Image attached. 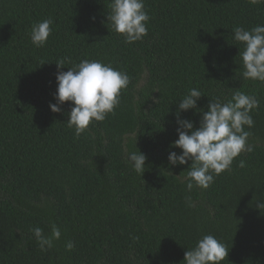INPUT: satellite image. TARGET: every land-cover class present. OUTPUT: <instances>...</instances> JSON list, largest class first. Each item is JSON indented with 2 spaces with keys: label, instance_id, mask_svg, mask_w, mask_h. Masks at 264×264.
Here are the masks:
<instances>
[{
  "label": "trees",
  "instance_id": "obj_1",
  "mask_svg": "<svg viewBox=\"0 0 264 264\" xmlns=\"http://www.w3.org/2000/svg\"><path fill=\"white\" fill-rule=\"evenodd\" d=\"M111 0H0V264H184L211 234L229 251L222 264H264V83L244 79L233 29L264 25L249 0H145L148 34L127 44L107 21ZM53 20L44 47L32 26ZM98 60L129 76L115 115L76 137L71 103L54 113L55 62ZM43 63V64H41ZM201 90L197 107L235 91L259 100L248 142L206 190H186L184 165H170L178 102ZM200 113L180 119L199 127ZM147 159L138 175L127 154ZM245 161L239 167V160ZM190 198V199H187ZM61 238L41 251L30 231ZM71 241L72 250L65 244Z\"/></svg>",
  "mask_w": 264,
  "mask_h": 264
},
{
  "label": "clouds",
  "instance_id": "obj_2",
  "mask_svg": "<svg viewBox=\"0 0 264 264\" xmlns=\"http://www.w3.org/2000/svg\"><path fill=\"white\" fill-rule=\"evenodd\" d=\"M249 2L254 5L264 4V0ZM149 20L145 0H111L109 4L107 21L127 44L140 41L148 34ZM52 24L53 20L49 17L32 26L30 40L34 46L41 48L46 45L52 34ZM233 32L234 41L244 46L240 53L243 78L264 83V25H257L250 30L237 26ZM66 63L71 61L61 58L55 62L58 71L55 76L57 88L54 99L57 103L49 104V108L58 113L61 111L59 105L70 102L72 107L68 113L67 126L74 129L75 136L79 137L94 121L102 122L108 115H115L121 92L130 81L125 72L98 60L84 59L68 67L66 72L59 71ZM202 96L205 95L201 90L192 88L177 103L178 139L170 147L181 149V153L169 152L167 157L173 166L191 161L185 177L188 191L194 187L206 190L214 182L215 176L230 170L235 158L253 151V145L248 142L251 133L245 128L254 126L251 113L260 104L254 96L235 91L226 102H222L218 96L212 97L207 111H204L197 107V101ZM190 109L194 110V114H201L199 127H194L191 120L180 119V112ZM146 159L138 150L127 154V162L140 176L145 171ZM238 166L244 167L245 161L239 160ZM257 207L264 210V202L260 201ZM50 228V235H45L44 230L38 226L30 229L41 251L52 249L54 241L61 238V230L56 224H51ZM73 247L71 241L65 244L69 251ZM228 251V247L215 236L204 235L184 253V264H222Z\"/></svg>",
  "mask_w": 264,
  "mask_h": 264
}]
</instances>
